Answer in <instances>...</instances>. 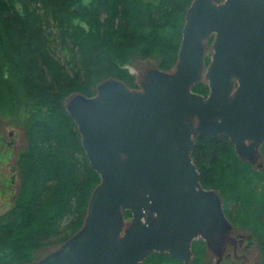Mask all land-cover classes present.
<instances>
[{"label": "water", "instance_id": "obj_1", "mask_svg": "<svg viewBox=\"0 0 264 264\" xmlns=\"http://www.w3.org/2000/svg\"><path fill=\"white\" fill-rule=\"evenodd\" d=\"M204 78L207 96L193 90ZM66 108L100 183L82 227L26 264H142L152 253L189 263L198 239L222 256L235 243L233 224L220 194L202 186L191 153L198 136L224 135L242 160L261 156L264 0H193L172 71L152 68L136 89L108 78Z\"/></svg>", "mask_w": 264, "mask_h": 264}, {"label": "trees", "instance_id": "obj_2", "mask_svg": "<svg viewBox=\"0 0 264 264\" xmlns=\"http://www.w3.org/2000/svg\"><path fill=\"white\" fill-rule=\"evenodd\" d=\"M192 1L0 0V118L26 112L19 187L0 214V264L36 261L62 245L82 227L100 183L66 98L78 90L92 96L108 78L138 88L129 67L146 57L162 70L174 66ZM193 90L209 94L203 80ZM191 156L202 186L220 194L233 227L248 237L246 248L254 246L264 264V145L250 163L228 137L200 135ZM207 249L198 239L189 263L152 253L142 264H209Z\"/></svg>", "mask_w": 264, "mask_h": 264}, {"label": "rangeland", "instance_id": "obj_3", "mask_svg": "<svg viewBox=\"0 0 264 264\" xmlns=\"http://www.w3.org/2000/svg\"><path fill=\"white\" fill-rule=\"evenodd\" d=\"M83 1L88 2L89 0H83ZM212 44L213 42L212 41L210 42V40H208L206 42V47H205L206 48L205 58L208 59L209 63L211 61L212 53H213ZM175 65L174 66L172 65L171 68L166 71H172ZM152 68H159L157 65V61L154 58L146 57L141 60H138L137 64L130 66L129 70L132 74H134L136 82L140 84L141 79L144 77L146 72ZM203 81H205V78ZM77 93L82 94V91L78 90L74 94ZM74 94H71L67 98L69 99ZM67 101L65 100V102ZM25 117H26V112L20 109L17 111V114L12 115V117L10 118H6V119L0 118V214L6 211L10 207V204L13 201V197L16 194L19 187V174L16 167H17L18 153L20 152L22 147H24L26 141L25 129H24L25 126L22 123ZM231 235L235 238V243L228 242L225 245L222 256L220 257L213 254L211 251H208L210 253L209 256H207L208 263L209 264H250L249 260L244 261L241 257L237 258L235 256V254L237 256L244 254L248 256V259L253 258L254 264H257V258H256L257 250L254 248V246L251 247V249L246 248L248 237L244 232V230L240 229L239 227L238 228L233 227ZM47 249H51V248H47Z\"/></svg>", "mask_w": 264, "mask_h": 264}, {"label": "bare ground", "instance_id": "obj_4", "mask_svg": "<svg viewBox=\"0 0 264 264\" xmlns=\"http://www.w3.org/2000/svg\"><path fill=\"white\" fill-rule=\"evenodd\" d=\"M67 100H68V98L66 99V101H67ZM66 103H67V102H65V106H66Z\"/></svg>", "mask_w": 264, "mask_h": 264}]
</instances>
